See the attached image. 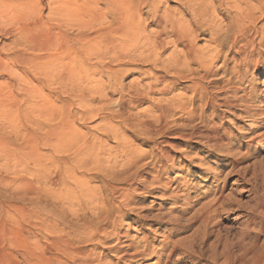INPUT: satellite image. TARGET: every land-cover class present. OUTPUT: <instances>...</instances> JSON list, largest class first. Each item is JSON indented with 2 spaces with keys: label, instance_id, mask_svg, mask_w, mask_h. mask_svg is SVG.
<instances>
[{
  "label": "bare ground",
  "instance_id": "6f19581e",
  "mask_svg": "<svg viewBox=\"0 0 264 264\" xmlns=\"http://www.w3.org/2000/svg\"><path fill=\"white\" fill-rule=\"evenodd\" d=\"M177 1L182 4L179 15L191 17L188 24L176 15L167 14V10H162V5L155 0H50L45 15L41 0H0V35L15 39L8 54L0 52V65L12 63L28 68L38 76L41 85L39 90L33 85L18 88L11 84L5 93L0 92V109L3 108V119L6 122L3 121V124L13 127V115L21 107L24 100L22 96L30 95L33 102L29 108L40 115L44 112L43 117L47 123L45 127L39 125L37 129L27 130L20 135L18 144L0 138V149L7 161V164L0 166L7 174H0V187L8 194V197L0 195V264H110L107 262L110 254L117 256V264L135 263L152 257L157 258L158 264H173L178 254L185 255L191 248L205 245L207 241H178L157 248L146 235L141 241L124 245L122 239L128 236L123 232L137 229L128 222L136 212L133 207L136 204L135 194H151L158 190L162 199L168 198L174 204L180 200L176 191L178 188L170 192L162 181L163 174L169 173V169L176 166L175 158L168 151L162 152L156 157L155 164L159 174L144 176L142 173L153 155L148 157L147 154L135 152L131 146L122 145L120 130L106 126L102 131L114 136L118 142L117 149L114 148L115 156L119 154L121 159L112 161L114 158L111 151L101 148L97 139L75 133V121L70 119L72 107L68 101L56 97L55 100L60 103L58 106L49 95L44 94V90H51L53 86L63 88L62 91L69 88L74 99L84 105L86 100L83 92L88 90L90 83L83 84L81 74L76 71L91 64L96 71L102 70L101 74H112L115 78L113 66L127 67L138 62H148L175 79L199 80L192 89L195 95L200 94L205 100L204 105L211 109L223 105L200 84L201 79L210 73L215 63L227 59L228 54H224V50L228 45L224 48L219 44L225 34L233 37L230 49L234 51V74L239 76V81L252 66L258 64V60L253 57L261 53L255 54L253 41L249 38L257 34L264 36V24L258 26L259 21L264 20V0H219L220 8L234 14L231 22L226 25L216 20L215 14L218 11L215 8L214 12L209 11L207 0ZM144 9H147L156 24V31H149L142 24L139 15ZM205 32L211 36L214 46H197V37ZM165 39H169L167 46L174 44L176 48L166 58L164 54L168 50L164 45ZM134 45L139 47L132 50ZM208 53L212 55L208 56ZM196 64L198 69L193 68ZM200 71L204 73L201 79L197 75ZM90 74L95 75V72ZM153 78L155 83L161 79L154 75ZM171 79L164 85V91L175 87L176 80ZM92 80L96 81L95 78ZM37 91L40 93L37 94ZM142 92L137 86L136 93L129 95L134 104L146 96ZM236 95L231 98L232 101H225L224 106L233 107L239 101ZM171 103L178 111L192 114L190 109L187 110L188 103L185 105L174 100ZM164 105L167 106L165 110H161L162 107L159 109L161 118L158 127H164L173 117L169 105ZM246 114L253 117L249 112ZM211 115L213 121L215 116ZM121 119L127 129L133 131L149 133L155 128L151 121L129 123L127 118ZM220 129L215 123L213 129L190 134L184 139L198 145H208L211 155L223 153L226 151L224 145L209 144L220 138ZM40 144L52 148L55 154L40 157ZM193 150L188 148L181 156L191 163L204 160L199 159L198 153ZM22 151L35 161L34 166L38 168L35 175L31 172L28 176L20 175L14 170L18 161L16 155ZM45 157L58 166V171L53 175L40 171V168L46 167L45 162L40 161ZM91 174L97 177H90ZM121 184L129 188L120 187ZM214 200L213 203L221 207V197L216 196ZM202 208L201 217L208 219L209 208ZM66 212L71 213L79 224L78 228H72L69 233L63 227ZM145 220L153 221L158 228L167 224L169 238L187 229L178 218L165 220L162 214H158L152 219L138 217L137 224L141 230L145 227ZM37 235H43L44 241L34 239ZM111 242L115 244L109 246ZM220 242L216 241L217 244ZM240 242L242 249L238 255L232 251L234 241L220 244L222 250L212 252L210 264H264V241L256 239L249 243ZM186 261L192 260L189 258Z\"/></svg>",
  "mask_w": 264,
  "mask_h": 264
},
{
  "label": "rangeland",
  "instance_id": "374dc122",
  "mask_svg": "<svg viewBox=\"0 0 264 264\" xmlns=\"http://www.w3.org/2000/svg\"><path fill=\"white\" fill-rule=\"evenodd\" d=\"M41 1L45 15L49 10L47 2L50 0ZM155 1L162 5V10H167V14L170 13L169 15L173 14L180 17L185 24L190 21L191 17L189 15H179L182 11V4L177 0ZM206 2L211 13L215 10L218 11L215 14L218 22L223 25L231 22L230 20L233 19L234 14L225 8H220L219 0H207ZM139 17L142 24L149 31L157 30L156 24L151 20L147 9H144ZM263 24L264 20H260L258 26L260 27ZM229 36V34H225L219 42L223 47L225 46L224 48L228 45L224 50V54H228L226 55L227 59L223 58L220 62L215 63L210 73L204 78H202L203 72L197 73L198 78H202L200 84L209 94L214 96L216 101L223 104L216 105L213 109L204 105L205 100L201 98L200 94L195 95L193 93L192 88L196 87L199 80L182 81L175 79L171 74L168 75V73L161 71V69L148 62H138V64L127 67L113 66V75L116 73L115 78L112 74H101L102 70L96 71L91 64H87L81 70L76 71L81 74L80 80L83 84L90 83L88 84V90H85V93L83 92L86 100L84 105H80L74 99L73 92L69 88V90H63L66 91L64 94L61 90L63 88L58 89L55 86H51V90H44V94L49 95L50 99L57 102L58 106H60V103L55 100L56 97L69 102L68 104L72 107L70 119L75 121L73 122L75 133L82 134V137L84 134L89 138L94 137L97 139V143L100 144L101 148L111 151L113 154L112 159L114 158L112 161H120L121 159L118 157L119 154L115 156L116 151H114V148L118 146V142L114 136L106 135L102 131L106 126L109 128L116 127L120 130L122 145L131 146L135 152L147 154L148 157L151 154L153 155V159H148L149 165L142 173L144 176L147 174L153 177L159 174V169L155 164L156 157L162 152L168 151L175 158L176 166L169 169V173L163 174L162 181L167 185L166 187L170 192L178 188L176 191L179 193L180 200L174 204L168 198L162 199L158 190L151 194H135L137 196L136 204H133V207L136 212L128 222L137 229L124 231L123 233L128 237L122 239L123 244L126 245L132 241H141V238L146 235L157 248L160 246L166 247L168 244L178 241H207L201 248L194 247L188 250L185 255L178 254L175 256L173 264H192L191 262H194V264H210L212 262V252L214 250L221 251L220 244L223 245L226 241H234L233 244L235 245L232 251L235 255H238L242 249L240 241L246 243L256 239L264 241V231H261L264 228V36L263 34H257L254 37L252 36V39L249 38L253 41L255 54H261L253 57L258 60V64L252 66L241 78V81H239V76L236 73L234 74V51L230 49L233 37L230 36L229 38ZM211 40V36L207 32L202 33L197 37V46L205 47L210 44L214 46ZM167 42H169V39H165V46H167ZM14 44L15 39L13 37L0 35L1 53L8 54L9 49ZM243 44H245V41L241 43L242 47ZM138 47L139 45H134L132 50ZM167 47L166 50L168 51L165 52L164 58L172 55L176 49L174 44ZM207 55L211 56L212 53ZM193 68L198 69V65H193ZM89 72H95V75ZM73 73L75 72L73 71ZM110 75L113 80L109 77ZM153 75L161 77L158 83H155ZM92 78H95L96 81ZM168 79L176 80V85L173 89L164 91L163 87L169 81ZM11 84L18 88L33 85L39 90L41 89L38 76L28 68L12 63H8L7 66L0 65V92L5 93ZM135 85L142 89L143 95L147 96H144L142 101H137L136 105L133 103L134 101H131L132 97L129 96L136 93L137 86ZM67 92L71 93L73 98ZM235 93L239 101L237 100L231 108L224 106L225 101H232L231 98L235 96ZM92 96L93 98H91ZM22 98L24 100L20 105L21 107L14 112V115L12 114L15 119L13 127L4 126L3 108L0 109V138L10 139L16 144L20 142V139H18L20 135L27 130L37 129L39 125H41L40 127L47 126L43 117L44 112L40 115V113H34L29 108V104L33 102L31 95L22 96ZM171 99L176 103H188L189 108L187 110L192 111V116L178 111L172 103L170 104ZM164 104L169 105L168 108L171 110L173 117L164 124V127H158L161 118L160 111L165 110V107H167ZM89 105L92 109L88 108ZM247 112L253 117H249L246 114ZM211 114L215 116L213 121L211 120ZM121 117L127 118L129 123L151 121L155 128L149 133L146 132L147 134L143 131H133L130 128L127 129ZM214 122L221 127L219 130L220 138L209 144L219 143V145H224L223 149L226 151L223 150V153L216 152V154L211 155L208 145H198L193 141H186L187 138L184 139L190 134L213 129ZM4 123L6 122L4 121ZM39 146L40 157L55 154L52 148L43 144ZM188 148H193V152L198 153L199 159L204 160H195L191 163L189 159L182 157L181 153ZM16 158H18V161L14 170L20 175L28 176L30 172L34 175L37 173L38 168L34 166L35 161L33 158L26 156L23 151L17 154ZM5 159L4 153L0 149V166L7 164ZM40 161L45 162L46 165V167L40 168L42 173L53 175L58 171L57 164L48 161L46 157ZM10 164H13V162L10 161ZM0 174L7 175L1 169ZM90 177L96 178L97 175L91 174ZM119 186L129 188L126 184ZM6 194V191L0 187V195L8 197V194ZM216 196L222 199L221 207L213 203ZM185 199L188 200L185 201ZM206 206L209 208L207 213L210 216L208 219L201 217L202 207ZM185 210H187L186 214L182 213ZM158 214H162L165 220L170 217L178 218L182 225L187 226V229L183 233L169 238V226L167 224L163 225L162 228H158L153 221L145 220V227L141 230V227L137 224L138 217L143 216L152 219L153 216ZM64 222L63 227L68 233L72 228L79 227L78 222L69 212L64 214ZM206 222L209 224L206 225ZM34 239L44 241L43 235H37ZM112 241L114 242L115 239ZM216 241L217 243L221 242L217 244ZM113 242L109 243V246H113L115 244ZM189 258L192 261L187 262L186 260ZM177 260L178 263H176ZM107 262L117 264V256L108 255ZM157 262V258L152 257L128 264H158Z\"/></svg>",
  "mask_w": 264,
  "mask_h": 264
}]
</instances>
